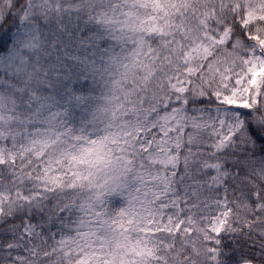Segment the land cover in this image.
Returning a JSON list of instances; mask_svg holds the SVG:
<instances>
[{"label": "snow or ice", "instance_id": "6c2138e0", "mask_svg": "<svg viewBox=\"0 0 264 264\" xmlns=\"http://www.w3.org/2000/svg\"><path fill=\"white\" fill-rule=\"evenodd\" d=\"M0 264H264V0H0Z\"/></svg>", "mask_w": 264, "mask_h": 264}]
</instances>
